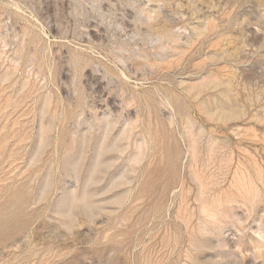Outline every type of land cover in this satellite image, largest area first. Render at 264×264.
I'll use <instances>...</instances> for the list:
<instances>
[{
  "label": "rangeland",
  "instance_id": "obj_1",
  "mask_svg": "<svg viewBox=\"0 0 264 264\" xmlns=\"http://www.w3.org/2000/svg\"><path fill=\"white\" fill-rule=\"evenodd\" d=\"M0 264H264V0H0Z\"/></svg>",
  "mask_w": 264,
  "mask_h": 264
}]
</instances>
